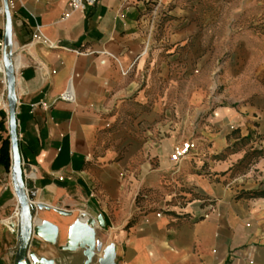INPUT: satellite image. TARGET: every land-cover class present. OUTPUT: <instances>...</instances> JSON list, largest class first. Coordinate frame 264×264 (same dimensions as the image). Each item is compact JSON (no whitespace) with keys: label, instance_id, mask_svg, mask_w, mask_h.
<instances>
[{"label":"crops","instance_id":"0c3cea01","mask_svg":"<svg viewBox=\"0 0 264 264\" xmlns=\"http://www.w3.org/2000/svg\"><path fill=\"white\" fill-rule=\"evenodd\" d=\"M10 1L32 264H264V0ZM12 163L0 70V264H19Z\"/></svg>","mask_w":264,"mask_h":264},{"label":"water","instance_id":"95a60500","mask_svg":"<svg viewBox=\"0 0 264 264\" xmlns=\"http://www.w3.org/2000/svg\"><path fill=\"white\" fill-rule=\"evenodd\" d=\"M5 15H6V39L4 40V48L2 51V61L5 67V74L8 86V105H9V125H10V136H11V147H12V172L13 182L16 195L19 201V215H18V263L19 264H32L31 256L28 248L33 234L34 227V215L31 195L27 192V184L22 166V158L19 150L18 141V128L16 120V92H15V64L14 54L12 51L13 38H12V21L11 11L8 0H5ZM45 233L51 235L47 226L41 228ZM84 240L89 242V237L84 235ZM89 249H94L95 245L89 243ZM90 257H88L89 263ZM106 264H114L112 260L105 262Z\"/></svg>","mask_w":264,"mask_h":264},{"label":"built area","instance_id":"2783aa9c","mask_svg":"<svg viewBox=\"0 0 264 264\" xmlns=\"http://www.w3.org/2000/svg\"><path fill=\"white\" fill-rule=\"evenodd\" d=\"M99 0H71L70 6L73 12L79 11L84 8L85 4H95ZM9 6H14V2L10 1ZM0 14H5L4 7H0ZM4 40L0 39V52L3 51ZM1 70V69H0ZM5 72V70H1ZM62 98L65 100H73V93L71 90H67L62 94ZM197 148V144L193 140H187L174 146L170 160L174 165L179 166L182 162L186 161Z\"/></svg>","mask_w":264,"mask_h":264},{"label":"rangeland","instance_id":"374dc122","mask_svg":"<svg viewBox=\"0 0 264 264\" xmlns=\"http://www.w3.org/2000/svg\"><path fill=\"white\" fill-rule=\"evenodd\" d=\"M173 3H174V0H172V3H171V5H173ZM164 11H163V9H160V11L158 12V16H159V23H160V25H162L161 27L159 26V28H158V26H157V28H156V30H155V35H156V37H161V36H163L164 35V33H165V29L163 28V26H164V23L166 22V21H168L169 19H170V15H166V16H164L163 14H167V13H163ZM172 19H175V18H172ZM158 25V24H157ZM173 29H178V27L177 28H173Z\"/></svg>","mask_w":264,"mask_h":264},{"label":"bare ground","instance_id":"6f19581e","mask_svg":"<svg viewBox=\"0 0 264 264\" xmlns=\"http://www.w3.org/2000/svg\"><path fill=\"white\" fill-rule=\"evenodd\" d=\"M0 69H1V70H5V67H4V64H3V61H1V63H0ZM78 228H87V226L79 225ZM88 228H89V227H88ZM87 236H88V235H87ZM88 237H89V236H88ZM84 238H85V237H83V240H84ZM89 238H90V237H89ZM74 239L77 241L78 236L76 235ZM84 241H85V240H84ZM85 242H87V241H85ZM87 243H88V244H89V243L93 244V239L90 238V239H89V242H87ZM91 255H92V254H91ZM91 255H90V257H91Z\"/></svg>","mask_w":264,"mask_h":264}]
</instances>
